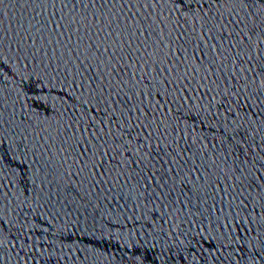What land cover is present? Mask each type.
Returning a JSON list of instances; mask_svg holds the SVG:
<instances>
[{"label":"water","instance_id":"water-1","mask_svg":"<svg viewBox=\"0 0 264 264\" xmlns=\"http://www.w3.org/2000/svg\"><path fill=\"white\" fill-rule=\"evenodd\" d=\"M262 32L264 0H0V264H264Z\"/></svg>","mask_w":264,"mask_h":264},{"label":"snow or ice","instance_id":"snow-or-ice-1","mask_svg":"<svg viewBox=\"0 0 264 264\" xmlns=\"http://www.w3.org/2000/svg\"><path fill=\"white\" fill-rule=\"evenodd\" d=\"M52 2L54 3L55 0H52ZM69 2H70V0H63V3H64V5H65V7L68 6ZM217 2H219V0H217ZM127 3H128V4H132V3H133V0H127ZM61 19H64V17H61ZM72 23H75V22H72ZM59 26H60V25H58V27H59ZM82 27H84V31L87 33V32H89V29H90V23H89L88 26H84V25H82ZM96 27H97V29H98V31H96V33H95L96 36H100L101 33L105 32V29H104V28H101L99 24H97ZM109 27H111L110 24H109ZM79 30H80V29L77 28V31H79ZM114 34H115V33L112 32V31L107 32V33L102 37V39H101V41H100L99 43H95V42H93V43H89L88 48H89V49H92V48H93V45H95V47H96L97 49H100L101 47H103V45H104L105 43H107V41L109 40V38H111ZM261 34L264 35V32H262ZM69 39H71V37H69ZM117 41H119V43H121L120 40H119V37H117L116 40H113V41H112V44H117ZM141 46H142V45H141ZM109 47H111V46H109ZM109 47H104V53H105V54L107 53V50H108ZM136 51H139V47L136 49ZM114 55H115V53H113V56H114ZM102 57H103V55H102ZM73 82H74V81H73Z\"/></svg>","mask_w":264,"mask_h":264}]
</instances>
